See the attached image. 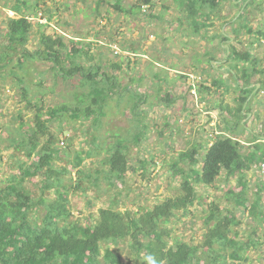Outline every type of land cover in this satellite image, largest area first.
I'll return each mask as SVG.
<instances>
[{"label": "rangeland", "instance_id": "1", "mask_svg": "<svg viewBox=\"0 0 264 264\" xmlns=\"http://www.w3.org/2000/svg\"><path fill=\"white\" fill-rule=\"evenodd\" d=\"M138 1L0 0L1 46L8 43L4 34L6 18L21 17L11 9L17 6L19 13L26 15L30 20L39 13H42L46 19H42V23H46L47 17H52L50 27L46 28L47 33L57 31L65 34L64 38L66 36L78 39L90 38L94 42L92 53L102 66L101 71L109 68L108 71L112 74L111 63L115 61L121 63L122 58H124V65L130 63L126 71L117 73L121 83L120 94L116 95L105 108L106 115L101 119V127L96 134L100 138V149L95 152L96 157L86 162L83 168L85 173L81 176L74 170L70 173L72 178L70 176L65 178V184L70 188L76 187L77 181L80 183V189L70 191L69 207L74 215L73 219L80 220L82 223L94 220L101 208L113 207L123 212L126 210L138 212L141 209H152L166 198L177 196L180 193L181 177L174 175L173 166L179 161V153L192 149L198 141L207 145V138L218 134L213 132L216 125L215 131L221 133L225 130L224 122L229 120V123H233V120L226 116V111L223 113L218 107L222 101L221 97L225 98L223 100L225 105L229 104L231 107L235 105L232 98L233 90L225 93V96H218L207 92L201 94L198 89L191 88L192 84L199 85L206 79L204 73H212L208 63L210 57L206 55L212 54L218 59L217 63H212L221 68L217 71L218 77H228V73L223 72L222 68L226 65V49L231 43L239 51L250 48L252 53L260 59L259 68L264 66V45H260L261 42L251 44L256 36H251L247 29L243 28L247 20L255 33L261 27L264 28V0L252 2L247 0L244 4L243 0H239L238 3L223 0L219 8L214 11L215 25L207 29L204 34L197 36L193 35V28H187L188 24L184 20L179 22V17H189L187 9L180 0H152L155 4L153 8L149 5L148 8L134 9L131 13L130 7L135 6ZM191 2L197 11L202 12L205 6L200 1L195 3V0H191ZM116 5L120 7L115 8ZM205 9L208 10L207 7ZM141 11L147 13H141ZM150 11L153 12L154 17H162V19L158 21V19L150 18ZM240 17L244 18L238 20ZM235 28L240 30L237 36L233 33ZM38 30L35 25L33 32L36 33ZM214 33H226L231 40L223 46L221 39H212ZM34 35L31 36L27 45L29 51H35L38 48V40L34 38ZM21 51L23 48H19V52ZM20 56L21 53L14 58L11 67L16 64ZM50 66L48 62L26 61V71L17 69L16 72L22 73L25 77L24 86L29 89L28 94L31 98H40V93L44 92L45 102L50 107L63 104L75 107L89 89L80 86L78 80L74 83H56ZM185 67L187 70H184ZM27 68H30V74H27ZM173 69H176V74ZM181 73L188 78L180 77L178 74ZM156 75L159 76L157 82L154 81ZM162 79L163 81L160 82ZM42 81L43 87L40 86ZM128 86L131 91L136 90L141 95H148L147 102L140 106L142 112L139 117L132 111L136 100L132 98L130 90H124ZM166 87L171 91H168ZM160 88L163 90L158 93ZM172 90L176 95V101L172 106L167 107L165 102L163 103V98L160 97L164 96V93L173 94ZM52 91L55 92L51 93ZM21 93V89L13 86L11 77L3 81V77L0 76V185L2 187L8 185V180L13 174L20 175L18 166H14V163L18 156H22V152L15 149L13 140L23 136L24 131L29 127L28 119L31 117V113L24 110L25 103H20ZM262 95L264 94L261 93ZM257 98L254 97L253 102L256 101L257 107L261 109L264 107V97L259 101L256 100ZM251 107L250 105L247 113L251 111ZM20 112L22 119L18 117ZM248 120L249 118H247L246 126H249ZM22 123L25 124L23 128ZM92 124L93 119L76 120L70 116L58 118L51 123L54 135L59 136L56 146L60 148L62 159H64L60 164L72 162L78 153L95 148L94 134H90ZM140 124L149 125V130H143L144 137L136 145L132 137L142 129ZM221 124L222 128H219ZM137 125L140 130H137ZM252 125L258 127L260 131L261 123ZM245 130L243 125H239L235 129V134L242 139H255L256 133H246ZM113 134L131 142L128 158L131 159L135 170L127 173L124 183L117 178L107 179L106 174L101 173L98 176L99 180L96 181L98 174L96 172L106 170L101 161L108 155L109 147H112L117 140ZM62 141L65 142L63 148H61ZM209 141L210 144L212 139ZM13 155L15 158H12ZM178 167L184 170L189 169L187 161L180 162ZM238 179V176H234L230 181H225V177L221 176L212 187L199 186L198 193L205 198L204 201L207 199L208 203L217 201L222 204V207H229L231 201L227 200V193L229 189L235 188ZM246 180L249 183L247 196L252 202L258 188H262L260 181L264 182L262 168L252 166L247 172ZM40 182V179L36 177L27 180L26 183L36 198L42 194ZM260 195L264 203V190ZM48 198H53V194H49ZM206 210L207 205L196 203L191 208L192 214L177 212V216L166 225L171 230L169 246H175L177 242H186L201 247L199 251H203ZM241 221V225L235 228L231 238H236L234 235L236 232L239 234L237 241L245 245L241 250L243 259L235 263L230 259L225 263L222 259L218 262L264 264V223L247 215L242 216ZM110 244L112 243L105 245L111 246L124 263L135 262L129 241H121L118 245ZM201 256L203 264H213L215 254L202 253ZM103 264L107 263L103 261ZM137 264L152 263L145 258L144 254H141Z\"/></svg>", "mask_w": 264, "mask_h": 264}, {"label": "trees", "instance_id": "2", "mask_svg": "<svg viewBox=\"0 0 264 264\" xmlns=\"http://www.w3.org/2000/svg\"><path fill=\"white\" fill-rule=\"evenodd\" d=\"M199 1L208 8L207 11L205 7L202 12L197 11L191 0H180L189 17H179V22L184 20L188 24L187 28H193L192 33L195 36L204 34L215 25L214 11L223 0H195V3ZM245 1L247 0H243L242 3ZM232 2L238 3L239 0ZM144 5H151L152 8L155 6L152 0H139L135 6L130 7L131 13L134 9L147 7ZM119 7L120 5H116L115 8ZM11 9L21 17H7L5 20L4 34L8 43L0 45V76L3 77V81L11 77L13 86L22 90L20 103H25L24 110L30 112L31 117L28 119L29 127L23 136L13 140L15 149L22 152V156H18L14 163V166H18L20 175L13 174L8 180V185L5 187L0 185V264H103V261L107 264H137L141 254H144L152 264L153 261L155 264H203L202 253L215 254L213 264H223L229 259L233 263L241 261L243 259L241 250L245 245L237 241L239 237L237 232L234 234L236 238H231L235 228L242 223L241 217L247 215L264 223V203L260 195L264 190V182L260 181L262 188H258L251 202L247 196L249 183L246 180L247 172L252 166L261 169L264 163V142L259 141L257 136H254L255 139L245 141L235 134V129L247 118L245 112L249 109L251 96L261 97L263 90L261 79L260 89L252 86L256 76L264 77V66L259 68L260 59L257 55L255 56L249 47L245 51H239L231 43L226 49V65L222 68L223 72L228 73V77H218L216 71H220L221 68L212 65L217 63L218 59L212 54L206 55L210 57L208 63L213 72L204 73L206 79L199 85L191 83V88L198 89L201 94L207 92L218 96H225V93L233 90L232 98L235 104L233 107L225 105L223 101L225 98L222 97L218 104L233 123H229V120L224 122L225 130L221 133L215 131L216 125L213 132L218 134H215L214 139V135L207 138V145L198 141L192 149L179 153V161L173 166L174 175L181 177L180 193L177 196L166 198L152 209H141L138 212L131 210L123 212L113 207L101 208L94 220L82 223L73 219L74 215L69 207L70 191L80 189V183L77 181L76 187L70 188L65 184V178L74 170L81 176L85 173L83 168L86 162L96 157L95 152L100 149V138L96 134L101 127V119L106 115L105 108L116 95L120 94L121 83L117 73L126 71L130 63L124 65L122 58L121 63L116 61L111 63L112 74L108 71L109 68L101 71L102 66L92 53L94 42L90 38L66 36L68 39L65 40V34L57 31L46 32L52 17H47L46 23H42L41 20L45 17H31L30 20L26 15L19 13L17 6ZM152 13L149 12L150 18L158 21L162 19L154 17ZM243 18L240 17L238 20ZM35 25L39 29L36 33L33 32ZM239 28L233 31L236 36ZM243 28H246L251 36H256L251 44H259L264 39V28L261 27L255 33L249 20ZM33 34L38 40V48L29 51L27 45ZM227 35L214 33L212 39H221L224 46L231 40ZM19 48H23V51L19 52ZM19 53L21 56L11 67ZM26 61L48 62L56 83H74L78 80L80 86L89 90L75 107L68 104L50 107L45 102L44 92H41V97L37 99L29 96V89L24 86L25 77L22 73L16 72L17 69L26 71ZM198 62L201 63L200 60ZM27 74H30V68H27ZM180 77L188 78L184 74ZM158 78L156 75L154 81L157 82ZM162 81L163 79L160 82ZM40 86L43 87V81ZM166 88L171 91L170 88ZM124 90L131 91L130 86ZM161 90L163 89L160 88L158 93H161ZM172 91L173 94L164 93V96L160 97L167 107L176 101L174 90ZM130 94L136 100L132 107L133 114L139 117L142 112L140 106L147 102L148 95H141L136 90H132ZM65 116L76 120L93 119L90 134H94L95 148L78 153L72 162L60 164L64 159L60 148L56 146L59 136L54 135L51 123ZM18 117L23 118L21 112ZM137 121L139 123L140 119ZM24 126L22 123V128ZM138 126L137 130H140ZM140 126L142 129L132 137L136 145L144 137L143 130H149V125ZM219 128H222V124ZM113 137L117 140L109 147L108 155L101 161L106 170L96 172L98 173L96 181L99 180L98 176L101 173L106 174L107 179L117 178L124 183L127 173L135 170L131 159L128 158L131 142L117 134H113ZM210 139L212 142L209 144ZM62 143L61 148L65 146V142ZM185 161L189 165L188 170L178 167L180 162ZM221 176L225 177V181H230L234 176L239 177L235 188L229 189L227 193V200L231 201L229 207H222L217 201L208 203L207 199L204 201L205 198L198 193L199 186L212 187ZM36 177L41 181L42 191L41 196L37 198L26 186L27 180ZM49 194H53V198L49 199ZM196 203L207 205V215L204 218L206 230L202 245L204 250L199 251L201 247L186 242H177L175 246H169L171 230L166 225L177 216V212L191 213V208ZM121 241H129L135 262L124 263L111 246L105 245L106 243L118 245ZM219 259H222L223 263H219Z\"/></svg>", "mask_w": 264, "mask_h": 264}, {"label": "crops", "instance_id": "3", "mask_svg": "<svg viewBox=\"0 0 264 264\" xmlns=\"http://www.w3.org/2000/svg\"><path fill=\"white\" fill-rule=\"evenodd\" d=\"M186 53H187V51H186ZM184 70H187L186 67L184 68ZM210 70L212 71V69H210ZM173 72H175V74H176V72H177L176 69H173ZM217 74H218V72H217ZM178 75L180 76V75H182V73L181 74H178ZM260 79L263 81V84H262L263 90H262V92H264V77L260 78L259 76H257L256 78H254L253 79V85L252 86H257V88L260 89L261 88V84L259 83V80ZM254 97L255 96H251V98H250L249 109H250V105H251L252 106L251 107V111L249 113H247L248 111L245 112V115H247V118H249V120H248V122H249L248 125L249 126H246L247 118L244 119V121L242 122V125L243 126L245 125L244 127L246 128V130H245L246 133H249V132L252 133V134H255L256 133L255 136H257V138L259 139V141H262L263 142L264 141V135L261 134V133L264 132V107H262L261 109H259V107H257L258 106L257 105V102L256 101L253 102ZM262 97H264V96L259 97V95H258V98L256 100L259 101V99L262 98ZM226 102H228V101H226ZM259 110H260V112H259ZM257 115H259V116H257ZM256 123H261L260 131L258 130V127H256V126L254 127V125H252V124H256ZM256 129H257V131H256ZM258 134H260V135L258 136ZM243 140L247 141L248 139L244 138ZM247 145H250V143H248Z\"/></svg>", "mask_w": 264, "mask_h": 264}, {"label": "built area", "instance_id": "4", "mask_svg": "<svg viewBox=\"0 0 264 264\" xmlns=\"http://www.w3.org/2000/svg\"><path fill=\"white\" fill-rule=\"evenodd\" d=\"M38 17L42 18V17H44V15L42 13H39ZM261 45H264V40L263 39L261 41ZM262 94H264V92H262ZM262 96H264V95H262ZM261 168H262V171L264 172V163L262 164Z\"/></svg>", "mask_w": 264, "mask_h": 264}, {"label": "clouds", "instance_id": "5", "mask_svg": "<svg viewBox=\"0 0 264 264\" xmlns=\"http://www.w3.org/2000/svg\"><path fill=\"white\" fill-rule=\"evenodd\" d=\"M144 6H149V5H144ZM35 17H38V14H36V16ZM153 264H155V262L153 261Z\"/></svg>", "mask_w": 264, "mask_h": 264}]
</instances>
